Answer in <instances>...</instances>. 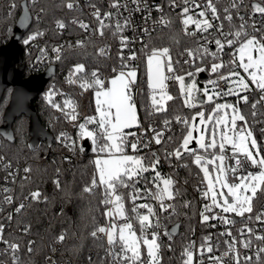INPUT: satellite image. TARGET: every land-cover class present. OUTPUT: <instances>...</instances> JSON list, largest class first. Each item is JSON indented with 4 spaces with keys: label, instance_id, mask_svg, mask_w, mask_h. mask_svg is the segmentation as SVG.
Instances as JSON below:
<instances>
[{
    "label": "snow or ice",
    "instance_id": "obj_1",
    "mask_svg": "<svg viewBox=\"0 0 264 264\" xmlns=\"http://www.w3.org/2000/svg\"><path fill=\"white\" fill-rule=\"evenodd\" d=\"M220 2L167 0L168 8L180 9L176 12L180 32L190 41V46L175 54L171 46L142 41V47L136 50L132 45L137 41L124 35L129 29L134 30L132 14L136 12L146 13L145 23L151 19L152 11L160 13L152 29H143L149 37L156 25L166 28L173 24L164 5L150 6L148 0H130L132 8L129 0H110L109 9H115L114 12L102 11L95 3H89L95 26L78 17L68 23L55 21L58 34L69 23L88 33L86 39L67 47L86 53L91 45L94 52L90 55L97 60L110 59L111 49L108 45L97 48L93 37L102 38L108 31L119 40L118 62L109 76L84 62H76L65 78L68 85L80 90L79 95L93 93L94 114L82 116L74 95L54 85L44 97L52 109L62 113V118L78 130L75 136L60 131L56 140L73 153L90 150L94 154L93 174L82 191L92 196L99 194L103 205L104 223L93 217L95 227L90 235L107 245V264H161V249L173 250L171 243H163V237L171 241L177 228L169 231L162 221L180 216L176 201L182 193L176 187L174 174L161 171L162 161L171 167L173 160L180 162L181 167L194 165L198 169L196 191L203 202L200 223L224 229L215 234V242L214 234L209 233L198 246L196 241L186 244L181 251V264H204L205 257L209 264H225L226 258L231 259V264H264V211L253 214L256 194L264 192V142L258 141L254 132L256 124H264V120L256 119L257 115L264 116V0H253L251 12L243 9L246 15L241 14L244 0H229L222 9L218 7ZM39 3L40 0H31L33 6ZM58 6L74 11L79 8V0H61ZM16 7L15 0H10L9 16ZM45 12L40 7L35 20L39 22L40 14ZM28 19L26 15L24 21ZM44 34L33 31L23 39V44L30 45ZM173 41L179 44L175 37ZM65 50L63 44L51 48L56 62L62 61ZM47 59L48 50L41 49V62ZM137 60L144 66L139 84V64L133 63ZM202 73L206 78L201 82ZM170 88H175L178 96ZM253 93L257 95L254 100L250 98ZM137 95L145 98L142 107L147 116L164 114L159 126H144ZM56 96L63 99L57 102ZM177 98L189 110L187 114H168L169 102ZM244 106L250 110L251 122ZM175 126H179V134L174 131ZM260 132L264 134V127ZM153 144L162 147L152 151ZM28 147L38 151V146ZM4 159L0 156V165L5 170L11 169V162L3 163ZM23 172L24 179L29 180L32 168L25 167ZM56 172L59 177L60 169ZM18 174L19 170L7 171V177ZM53 183L62 190L59 178ZM0 193H3L0 212L4 211L2 205H15L6 217L11 222L13 215L20 214L28 205L17 204L8 187L0 188ZM24 199L47 201L39 190L30 191ZM182 207L190 208L191 201H184ZM29 230L28 225L23 229L25 234ZM66 239L67 233L62 232L56 242L62 244ZM221 242L225 249L216 255ZM33 243L28 241V253L33 251ZM0 244L6 246L0 254L10 253L13 264H23L17 255L21 245L6 237L3 223H0ZM89 264H93L91 257Z\"/></svg>",
    "mask_w": 264,
    "mask_h": 264
},
{
    "label": "trees",
    "instance_id": "obj_2",
    "mask_svg": "<svg viewBox=\"0 0 264 264\" xmlns=\"http://www.w3.org/2000/svg\"><path fill=\"white\" fill-rule=\"evenodd\" d=\"M24 1L27 2L33 17L30 29L20 41L23 47L24 76L27 78L34 74H42L50 66L56 68L55 76L50 79L39 98L34 101V105L38 110V117L41 123L53 134L54 141L51 145H48L47 142L41 143L38 146V151L29 148L28 145H30L31 139L29 134L30 120L25 115L18 117L13 124L14 142L4 139L0 134V156L5 158L3 163L11 162L12 168L19 170L16 177L6 181L7 170L0 165V188L8 184L17 204L30 191L39 190L43 196L47 197L46 202L31 201L20 214H14L5 235L21 245V250L17 255L23 264H51L50 261H54L55 264H89V257L92 258L93 264H101L102 261L107 264V260H105L107 245L103 240H97L90 235L95 227L93 217H95L96 222L104 223V217L101 215L103 205L100 204L99 194L92 196L82 191L93 174L92 161L94 154L91 151L88 153H73L56 140L60 131H66L69 135L75 136L78 130L62 118V113L52 109L44 98L46 92L54 85L60 91L74 95V98L79 102V111L82 116L94 114L93 93L89 91L79 95L80 90L68 85L65 78L71 66L76 62H84L91 68H98L104 76H109L112 67L118 62L119 40L114 39L108 31L105 32V36L102 38L93 37L97 48L102 47L104 44L112 45L111 58L101 57L97 60L93 55H90L94 52L91 45L87 48L86 53L76 47H67L73 40L86 39L88 33L82 32L76 25L69 23L66 30L62 31V34H58L55 21L61 19L68 23L73 17H78L79 19H86L89 24L95 26L94 18L91 17V12L87 11L86 8L89 3H95L103 9L107 4V0H89L87 3L82 4L80 2L83 0H79V8L74 11L59 7L61 0H40V3L35 6L31 5V0H15L17 7L12 10L11 16L8 15L10 0H0V47L9 43L13 37ZM163 1L167 4V0ZM252 2L253 0H244V5L241 6L242 10L251 5ZM40 7H44L46 12L40 14L41 19L37 22L35 17ZM179 11L180 9L172 11L171 17L174 22L170 27L152 32L151 36L147 37L146 43L155 46H171L174 54L176 51L190 46L189 38L180 32L181 26L178 19H176V12ZM36 30L43 31L44 36L38 37L30 45H24L23 39ZM173 37L179 41V44L174 43ZM58 44L65 45L66 49L62 61L52 60L49 64L43 65L40 70L33 71L34 63L41 57V49L51 51V48ZM143 74L144 66L141 64L138 69V84L143 78ZM12 90L11 87L6 89L0 101V128L6 124L4 113L11 101ZM170 91L178 96L175 88H170ZM250 95H252L253 100L257 98L255 93ZM62 99L61 96L55 97L57 102ZM136 99L144 126L147 127L152 121L159 126L161 117L164 114L147 116L142 107L145 98L138 95ZM243 110L249 115V121L251 122L252 117L249 108L244 106ZM188 111L187 108L182 107V101L179 98L169 102V115L175 113L187 114ZM256 119L264 120V116L257 115ZM261 127H264V124H256L254 132L258 141L264 142V134L260 132ZM174 131L179 134V126H175ZM161 147L159 145L151 150L157 151ZM141 154L143 155V153ZM70 161L73 162V165L69 164ZM187 162L191 163V161ZM162 163L165 167H168V174H174L175 179L178 181L176 187L181 189L182 194L176 201V210L180 213V216L173 215L171 221H162L169 231L178 223L181 226L179 234L173 236L171 242L173 250L169 251L167 247L161 249V264H181V251L184 246L193 241L200 233L207 231L206 226L200 223L199 217L201 204L196 196V188L199 184L198 169L194 165L189 168L181 167L180 162L175 160H173V166L171 167L164 161ZM29 166L32 168V173L30 179L25 180L22 177L23 169ZM57 168L60 169L59 177H57ZM57 178L61 181L62 190L57 189L53 183ZM13 179L15 180L14 183L12 182ZM185 181L187 183H184ZM2 197L3 193H0V200H2ZM184 201H191V207H182ZM253 205L256 212L264 209V192H257ZM2 206L4 211L0 212V220H6L8 212L15 205ZM89 209H92V211L89 212ZM24 225L30 226L27 234L20 230ZM62 232L67 233V239L59 249H56L54 241ZM165 237H163V243L167 245ZM28 241H34L31 253L27 252ZM4 249L5 247L0 245V252H3ZM49 257L51 260L48 259ZM0 260L4 261L5 264H13L10 253L0 254Z\"/></svg>",
    "mask_w": 264,
    "mask_h": 264
},
{
    "label": "water",
    "instance_id": "obj_3",
    "mask_svg": "<svg viewBox=\"0 0 264 264\" xmlns=\"http://www.w3.org/2000/svg\"><path fill=\"white\" fill-rule=\"evenodd\" d=\"M26 15L29 17L27 22L24 21ZM32 22V14L28 8L27 2L24 1L13 37L9 43L0 47V101L6 89L10 87L13 88L11 101L4 113V121L6 124L0 128V134L4 139L14 142L13 124L18 117L25 115L30 120L29 134L31 139L29 144L33 145L35 148L43 142H47L48 145H51L54 141L53 134L41 123L34 101L39 98V95L44 91L47 83L55 76L56 68L55 66H50L42 74H34L25 78L23 47L20 41L30 29ZM205 78L206 74H200L201 82ZM84 143L88 144L90 142L85 141ZM177 225L172 227V229L177 228V232L174 236H177L180 231L181 224L178 223Z\"/></svg>",
    "mask_w": 264,
    "mask_h": 264
},
{
    "label": "built area",
    "instance_id": "obj_4",
    "mask_svg": "<svg viewBox=\"0 0 264 264\" xmlns=\"http://www.w3.org/2000/svg\"><path fill=\"white\" fill-rule=\"evenodd\" d=\"M88 1H89V0H83V1H81L80 3H81V4H82V3H87ZM109 2H110V0H107V4L105 5V7H104L103 9L101 8L102 11H109V10H111V11H113V12L115 11V9H109ZM148 3H149L150 6H154V5H156V4H162V5H164V6H165V9H164L165 12L168 13V14L171 16V13H172L173 10L170 9V8H168V7H167V4H165L163 0H148ZM228 4H229V0H221V2H220V4L218 5V7L222 9L223 7L228 6ZM129 7H130V8L134 7V5H132V4L130 3V0H129ZM251 7H252L251 5L246 6L248 12H251ZM86 9H87V11H90V12L92 11V9H91L90 7H87ZM178 9H179V8H177L176 10H178ZM122 11H123V10H122ZM241 14H245V15H246V13H245L243 10H242ZM124 15L127 16L128 13H127V12H124ZM145 15H146V13H142V12H136V13H133V14H132V24H133V26H134V30L129 29V30H127V31L124 33V35L127 36L128 38H130L131 40H136V41H137L136 43H134V44L132 45V47H133L134 49H136V50H139V49L142 47V43H141V41H142L143 43H146V41H147V37H148V36L144 35V33H143V29H144L145 27H148L149 29H152L153 26H154V25H153V22L156 21V20L158 19L160 13H158V12H156V11H152V13H151V19H149V20L147 21V23H145V20H144V16H145ZM257 19H258V22H259V14H257ZM81 20H84L86 23H89V22H88L86 19H84V18H81ZM77 27H78V26H77ZM78 28H79V27H78ZM164 28H165V27H161V26H159V25H156V26H155V30L151 31V33L154 32V31L160 30V29H164ZM79 29H80V28H79ZM65 30H66V29H65ZM65 30H63V31H65ZM80 30H81V29H80ZM226 30H227V27H226ZM81 31L84 32L83 30H81ZM249 31H251V29H249ZM84 33H86V32H84ZM71 44H72V45H75V44H76V41L73 40ZM58 45H61V44H58ZM58 45H56V46H58ZM105 45L110 46V49H111V47H112L111 44H104L102 47H104ZM125 51H127V49H125ZM48 53H49V59H47V60H43V62H41L40 59H37V61H36V62L34 63V65H33V71H38V70H40V69L42 68L43 65L49 64L52 60H54L55 53H52L51 51H48ZM133 63H137V64H139V66L142 64L139 60L134 61ZM137 97H138V95H137ZM250 98L253 99L252 95H250ZM150 124H155V125H157V123L154 122V121H152ZM157 126H158V125H157ZM157 146H159V145H155V144H153L152 147H151V149H152L153 147H157ZM144 151H148V149H145ZM162 162H163V161H162ZM69 164H70V165H73V162L70 161ZM7 171H13V172H15V171H17V170L14 169V168H11V169H8ZM161 171H162L163 174H168V173H169L168 167H165V166H164V163H161ZM16 176H17V175H16ZM16 176H15V177H16ZM24 176H25V173H23L22 177L24 178ZM11 178H14V177H7L6 181H9ZM3 187H8V184H5ZM8 188H9V187H8ZM196 196L198 197L199 202H200V204H201V205H200V210H199V212H200L201 209H202V203H203V202L201 201V199H200V194H199L197 191H196ZM20 202H24L26 205H28V204L31 202V200H25L24 198H22L18 203H20ZM254 209H255V208H254ZM261 211H264V209L261 210ZM261 211H258V212H261ZM258 212L254 211L253 214L258 213ZM0 223H3V224L5 225V234H6L7 230L9 229L10 222H9L7 219H6V220H2V219H1V220H0ZM213 223H215V221H213ZM25 226H26V225L22 226V227L20 228V230L23 231V229L25 228ZM237 226H239V225H237ZM259 227H260V225H257V228H259ZM206 229H207V231H206L205 233H200V234H199L198 236H196V238L193 240V241H196L197 246L199 245L201 239H202L204 236H207L209 233L214 234V236H213V242H215V234H218L220 231H223V230H224V229H223V226H218V227H216V228L206 227ZM23 232H24V231H23ZM234 234H235V232H234ZM165 241L167 242V244L172 242V240L169 241L168 237H165ZM257 243H258V242H257ZM0 245H3V244H0ZM54 246H55L56 249H59V248L62 246V244H61V243H57V242H56V239H55V241H54ZM3 247H6V246L3 245ZM224 249H225V246H224V244L221 242V244H220V251L216 252L215 254H216V255H220L221 252L224 251ZM249 254H250V253H249ZM50 263L52 264V261H50ZM0 264H5V262L0 260ZM204 264H209V262H208V260H207V257H205ZM225 264H231V259H230V258H226V259H225Z\"/></svg>",
    "mask_w": 264,
    "mask_h": 264
}]
</instances>
